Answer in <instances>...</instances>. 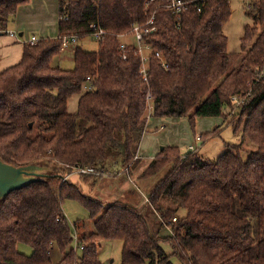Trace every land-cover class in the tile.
Segmentation results:
<instances>
[{
	"label": "trees",
	"instance_id": "1",
	"mask_svg": "<svg viewBox=\"0 0 264 264\" xmlns=\"http://www.w3.org/2000/svg\"><path fill=\"white\" fill-rule=\"evenodd\" d=\"M184 1L178 15L160 0L148 9V0H58L57 37L24 43L19 62L0 71V158L14 166H52L62 176L0 200V264H52V246L62 254L56 264H102L103 241L121 243L119 264H174V258L180 264H264V0L246 6L252 23L240 39L245 54L232 69L223 32L229 0ZM28 2L0 0V31ZM152 15L157 31L144 42L162 60L148 53L144 81L135 47L129 44L122 59L117 34ZM90 24L105 31L97 50L75 46L71 69L51 66L61 38L80 40L90 35ZM84 84L91 88L82 92ZM73 95H80L76 112L68 113ZM150 109L158 118L187 117L193 134L197 118L222 117L239 142H225L227 150L214 160L163 147L140 177L168 170L140 208L84 195L67 176L79 169L94 172L79 174L83 181L108 174L109 154L129 171ZM66 198L94 219L93 232L75 245L61 208ZM18 243L32 253L18 252Z\"/></svg>",
	"mask_w": 264,
	"mask_h": 264
},
{
	"label": "rangeland",
	"instance_id": "2",
	"mask_svg": "<svg viewBox=\"0 0 264 264\" xmlns=\"http://www.w3.org/2000/svg\"><path fill=\"white\" fill-rule=\"evenodd\" d=\"M248 2L249 0L247 2L245 0H229L232 13L227 23L223 26V32L227 38L229 69L235 67L241 57L245 54V52L240 51V39L242 37L244 27L252 23L249 9L246 7ZM121 39L128 44H131L133 41L130 36H126ZM77 46H81L82 49L86 51H96L98 48V39L93 35H87L78 40ZM72 49V47H69L64 51H61L52 59L51 66L60 67L63 69H71L73 67ZM84 91L85 90L83 89L82 92ZM79 96L80 95H73L68 100V113L76 112ZM238 104L241 103L239 102ZM181 121L185 123L186 129L192 132V129L188 123V118L184 117V119ZM168 123L170 122H166V125ZM81 128L82 124H79L76 129L77 135L80 134ZM195 131L197 130L195 129ZM238 139V133L235 134L231 126H226L225 128H222L220 131H218L217 136H212L207 140H204L203 145L198 149V153L208 160H214L218 155L227 150V147L224 145L225 142L238 143ZM148 164V160L141 158L136 164L131 165V169L127 171L126 168H123L120 163H115L113 156H110L109 154L105 166L108 174H104L100 177L92 176L87 181H83L79 173L73 171L67 176V178L73 184L79 182L80 191L84 195H87L99 202H108L114 198L113 202L118 201L128 204L132 207H138L144 203L142 202L144 197L149 195L154 186L168 170V167H166L159 173L149 178L140 177V174L144 171ZM112 171H115V174L111 175ZM128 180L131 183H129ZM61 208L72 229L74 235V245L77 241V237L88 235L89 233L93 232L94 219L90 217L88 209L80 202L75 199L66 198L63 199ZM166 232L168 231L166 230ZM17 250L18 252L25 255H30L32 253L31 247L23 243L17 244ZM120 254L121 243L119 241L100 242L99 256L102 264H119ZM61 257L62 254L59 252L57 247L52 246L50 249V258L52 264H56L61 259ZM172 261L174 264H180L175 258L172 259Z\"/></svg>",
	"mask_w": 264,
	"mask_h": 264
},
{
	"label": "crops",
	"instance_id": "3",
	"mask_svg": "<svg viewBox=\"0 0 264 264\" xmlns=\"http://www.w3.org/2000/svg\"><path fill=\"white\" fill-rule=\"evenodd\" d=\"M58 21V0H29L27 4L20 5L8 26V30L14 31L18 37L0 34V71L19 62L24 43L29 36L37 35L40 39L56 38ZM149 115L137 146V161L142 158L150 162L162 150L161 148L166 146L178 147L184 154L191 152L189 149L191 146L193 151L199 152L198 149L204 143L199 138L200 134L211 132L213 129L221 130L226 126L229 127L223 122L222 117H200L196 120L195 129L197 131L193 134L181 121L184 117L158 118L150 113ZM166 122L170 123L166 125ZM128 182L131 183L129 180ZM113 201L114 198L105 203L109 204ZM142 202H146V196ZM144 203L136 208L142 207Z\"/></svg>",
	"mask_w": 264,
	"mask_h": 264
},
{
	"label": "built area",
	"instance_id": "4",
	"mask_svg": "<svg viewBox=\"0 0 264 264\" xmlns=\"http://www.w3.org/2000/svg\"><path fill=\"white\" fill-rule=\"evenodd\" d=\"M155 0H148V2L145 5V8L148 9L150 3L154 2ZM164 3V7L170 11H172L175 14L180 15L183 11L186 9V1L184 0H160ZM246 2L248 0H245ZM197 11H200V8L197 7ZM89 29L91 31L90 35L95 36L98 39V42L102 41L103 36L105 35V31L101 29L100 27L90 24ZM157 31V27L155 26V20L154 16H150L149 19L144 23V24H133L131 27V30L129 33H122V34H117V38L120 39V44H119V52L122 57V59H126V50L127 47L129 46L128 43L124 42L121 38L130 36L132 38V45L135 47V52L138 53L140 57V62H141V68H140V74H142L143 80L147 81V62L149 59V54L148 53H155L154 57L157 59L162 60L161 55L159 52H153L152 48L150 47L149 44L144 42V36L147 34H152ZM5 33L7 35H10L12 37H18V35L12 31V30H5V31H0V33ZM40 38L37 35H31L27 38L26 43L30 45H34L37 42H39ZM78 38L77 36H64L61 38V50H65L69 47L74 48L77 46ZM165 68L166 65L164 62L162 64ZM89 79V78H88ZM91 87L88 86L87 84H84L83 89L85 91L89 90ZM235 103H241V101L237 100L234 98ZM149 113L151 114V109L149 110L147 114V120L149 118ZM191 151H193V147H189ZM135 159L137 157L135 156ZM127 170V169H126ZM74 172H77L79 174H94L93 170L91 169H79V170H74ZM99 174V173H96ZM175 220V218L173 219Z\"/></svg>",
	"mask_w": 264,
	"mask_h": 264
},
{
	"label": "water",
	"instance_id": "5",
	"mask_svg": "<svg viewBox=\"0 0 264 264\" xmlns=\"http://www.w3.org/2000/svg\"><path fill=\"white\" fill-rule=\"evenodd\" d=\"M58 172V169L45 164L14 166L0 158V200H4L10 192L20 190L32 183L46 182L52 176L61 178Z\"/></svg>",
	"mask_w": 264,
	"mask_h": 264
}]
</instances>
